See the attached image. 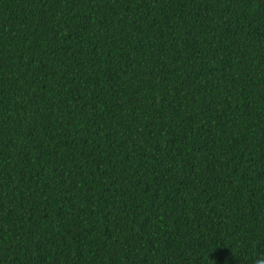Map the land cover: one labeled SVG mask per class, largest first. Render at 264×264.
<instances>
[{
	"label": "trees",
	"instance_id": "obj_1",
	"mask_svg": "<svg viewBox=\"0 0 264 264\" xmlns=\"http://www.w3.org/2000/svg\"><path fill=\"white\" fill-rule=\"evenodd\" d=\"M264 260V0H0V264Z\"/></svg>",
	"mask_w": 264,
	"mask_h": 264
},
{
	"label": "clouds",
	"instance_id": "obj_2",
	"mask_svg": "<svg viewBox=\"0 0 264 264\" xmlns=\"http://www.w3.org/2000/svg\"><path fill=\"white\" fill-rule=\"evenodd\" d=\"M256 264H264V260H260V259H258V260L256 261Z\"/></svg>",
	"mask_w": 264,
	"mask_h": 264
}]
</instances>
